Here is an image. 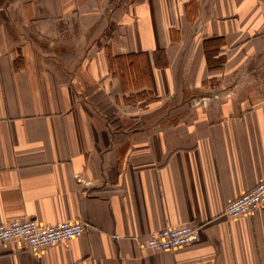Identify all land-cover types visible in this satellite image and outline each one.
<instances>
[{
	"label": "crops",
	"instance_id": "0c3cea01",
	"mask_svg": "<svg viewBox=\"0 0 264 264\" xmlns=\"http://www.w3.org/2000/svg\"><path fill=\"white\" fill-rule=\"evenodd\" d=\"M135 52L145 75L124 89L107 57ZM262 180L264 0H0V222L87 224L0 241V264H264V204L225 213ZM183 223L198 240L139 244Z\"/></svg>",
	"mask_w": 264,
	"mask_h": 264
},
{
	"label": "built area",
	"instance_id": "2783aa9c",
	"mask_svg": "<svg viewBox=\"0 0 264 264\" xmlns=\"http://www.w3.org/2000/svg\"><path fill=\"white\" fill-rule=\"evenodd\" d=\"M264 204V180L240 193L225 206V213L238 217L253 213ZM87 224L81 219L61 220L43 224L36 217L12 218L0 222V241L23 240L30 248L39 249L51 244L81 236ZM200 228L188 223L180 226H167L152 231L139 244L145 249H175L199 239Z\"/></svg>",
	"mask_w": 264,
	"mask_h": 264
},
{
	"label": "trees",
	"instance_id": "16d2710c",
	"mask_svg": "<svg viewBox=\"0 0 264 264\" xmlns=\"http://www.w3.org/2000/svg\"><path fill=\"white\" fill-rule=\"evenodd\" d=\"M194 1V0H192ZM221 37H216L215 39L204 40V49L207 59V67L211 70L221 68L225 60V55L222 52L223 40ZM158 54H165L163 49H159L156 52ZM142 52L128 53L123 55L114 56L109 53V67L112 74L118 75L122 83L123 88H127V84L134 85L138 87V82L141 81L145 75L146 63L142 57ZM155 55V56H156ZM137 85V86H136ZM153 92H146L144 95L149 96L150 99L156 98ZM139 96L140 95H135ZM130 99V98H127ZM134 100V99H130Z\"/></svg>",
	"mask_w": 264,
	"mask_h": 264
},
{
	"label": "rangeland",
	"instance_id": "374dc122",
	"mask_svg": "<svg viewBox=\"0 0 264 264\" xmlns=\"http://www.w3.org/2000/svg\"><path fill=\"white\" fill-rule=\"evenodd\" d=\"M8 11H9V13L11 14L12 11H14V10H13V8L11 9V7H10V8H8ZM15 11H16V10H15ZM60 28H62V24H61V22H60ZM110 96H111V95H110L109 92L106 93V94H104V95H102L103 98H102V100H101L100 102L103 101V103H102V106H103V107L106 105V102L108 103V107H109V103H110V99H111ZM105 110H108V109H105ZM107 112L109 113L110 111L108 110Z\"/></svg>",
	"mask_w": 264,
	"mask_h": 264
}]
</instances>
